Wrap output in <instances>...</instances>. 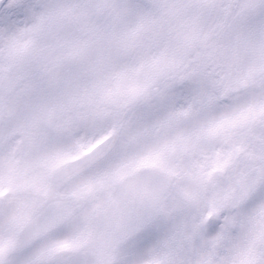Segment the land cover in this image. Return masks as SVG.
Returning a JSON list of instances; mask_svg holds the SVG:
<instances>
[{
  "label": "snow or ice",
  "instance_id": "1",
  "mask_svg": "<svg viewBox=\"0 0 264 264\" xmlns=\"http://www.w3.org/2000/svg\"><path fill=\"white\" fill-rule=\"evenodd\" d=\"M25 38L46 41L34 70L40 93L73 64L81 74L102 63L134 74L131 105L168 172L133 256L264 264V0H0V53ZM70 224L52 205L22 223L0 212V264H76L58 242Z\"/></svg>",
  "mask_w": 264,
  "mask_h": 264
},
{
  "label": "rangeland",
  "instance_id": "2",
  "mask_svg": "<svg viewBox=\"0 0 264 264\" xmlns=\"http://www.w3.org/2000/svg\"><path fill=\"white\" fill-rule=\"evenodd\" d=\"M94 20L98 25L103 23V17ZM65 35L73 37L71 30ZM46 54L45 38L37 44L21 39L10 53H0V66L6 69L8 84L0 97V203L4 205L0 212L20 223L41 202L45 190V186L39 187L41 179L113 130H120V142L99 163V178L83 181L77 188L86 191L95 182L99 186L112 184L136 164H157L162 168L154 135L143 132L139 112L131 105L132 89L137 83L131 71L115 73L102 63L81 74L69 61L73 66L62 72L56 90L40 93L34 87V70ZM4 190H10L12 197L3 202ZM21 198H29L31 204L24 200L5 206ZM71 231L72 227H68L58 237L59 244L77 242L79 234L72 239L75 235ZM137 239L117 253V264H152L151 251L132 255ZM167 239L163 237L158 246Z\"/></svg>",
  "mask_w": 264,
  "mask_h": 264
},
{
  "label": "water",
  "instance_id": "3",
  "mask_svg": "<svg viewBox=\"0 0 264 264\" xmlns=\"http://www.w3.org/2000/svg\"><path fill=\"white\" fill-rule=\"evenodd\" d=\"M119 134V131L110 134L87 156L62 166L53 174V183L50 188H58L62 182L56 183L57 181H67L73 178L95 161L106 156H100L92 164L83 168L78 166L81 160L108 149L114 141L117 144ZM166 177L167 172L158 170L155 167L139 168L134 173L121 179L115 186L107 204L93 213V232L86 244V250L97 258L100 264H113L112 256L116 247L131 235L139 233L145 228L155 205L160 202L162 192L166 191L164 188ZM49 200L44 206L52 204L51 199ZM72 205L73 203L69 206V209ZM98 224L99 230L97 229Z\"/></svg>",
  "mask_w": 264,
  "mask_h": 264
},
{
  "label": "flooded vegetation",
  "instance_id": "4",
  "mask_svg": "<svg viewBox=\"0 0 264 264\" xmlns=\"http://www.w3.org/2000/svg\"><path fill=\"white\" fill-rule=\"evenodd\" d=\"M103 160L104 159L95 161L90 168L78 174L76 177L71 179L69 182H67L64 186L59 188V190L57 191V194L61 196H82L85 199L72 200L73 205L70 209H69V206L71 204L67 206H62L60 205V203H57V202L49 204L57 208V210L62 212L63 214L71 217V224L69 227H72L71 232L74 233L75 235V237L72 236V239L74 238L77 239L78 234H79V237L76 243L64 242L63 244H60L64 247L65 252L69 257H71L75 261L80 259L76 264H99V262L94 257H92L91 255L87 253L86 248H85L86 243L89 240L90 235L93 231L92 215L96 210H99V208L107 201V199L111 195V192L115 184L117 183V181L120 179L121 176L118 177L112 184H108L105 186H102V185L99 186V182H95L92 184L91 188L86 191L80 190L79 188H77V185L86 180H94V179L99 178V163L102 162ZM52 171L47 174V177L45 178V180L41 179L42 183H39L40 185L39 187L45 186V190L42 194L41 202L37 204L35 209L39 207H43L45 205V202H46L45 195L48 190L49 178H50ZM9 177L15 183V178L11 177L10 175ZM18 177L22 178V175H19ZM11 197H12V192H6L2 200L3 202L8 201ZM24 200H28L29 204H31L29 198L28 199L21 198V200L17 199L13 202L6 203L5 206L7 207L11 204L21 203ZM35 209H33L32 211H34ZM30 213L27 212L26 216L23 218L21 223L27 218L28 214ZM144 230H142L140 233L129 238L122 246H120L116 250L115 256H114L116 263L118 261L117 253L121 251L122 249H124V247L128 243H130L132 240L139 238ZM84 259H85V262H84Z\"/></svg>",
  "mask_w": 264,
  "mask_h": 264
}]
</instances>
